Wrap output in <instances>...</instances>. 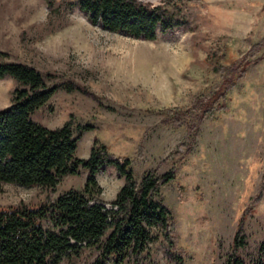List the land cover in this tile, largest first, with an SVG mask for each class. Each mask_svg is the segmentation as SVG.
<instances>
[{"label": "rangeland", "instance_id": "374dc122", "mask_svg": "<svg viewBox=\"0 0 264 264\" xmlns=\"http://www.w3.org/2000/svg\"><path fill=\"white\" fill-rule=\"evenodd\" d=\"M49 1L0 0V61L31 64L52 74V82H72L90 92L92 98L61 88L33 119L50 128L62 126L71 115L91 124L94 130L83 133L77 156H88L96 136L110 152L133 158L136 179L157 165L159 173L168 170L169 154L183 148L184 128L158 125V110L208 95L222 78L215 68L226 63L215 52L228 51L235 58L264 37V0H141L187 17L186 25L154 40L90 23L71 7L76 0H53V9ZM17 86L10 76L0 79V109L10 105ZM226 98L228 109L202 120L174 179L161 189L175 236L171 243L159 236L149 244L148 264H175L168 249L184 264H225L234 256L248 264L261 254L264 58ZM139 144L142 155L136 157ZM95 177L102 188L99 198L108 207L123 179L112 166ZM85 178L83 168L63 177L56 196L82 189ZM45 196L41 186H0V205L38 203ZM236 234L242 245L234 249ZM97 253L86 248L60 264H89Z\"/></svg>", "mask_w": 264, "mask_h": 264}, {"label": "trees", "instance_id": "16d2710c", "mask_svg": "<svg viewBox=\"0 0 264 264\" xmlns=\"http://www.w3.org/2000/svg\"><path fill=\"white\" fill-rule=\"evenodd\" d=\"M49 3L53 9V0ZM72 5L92 24L145 40L187 23L178 11L141 0H76ZM263 49L264 37L235 58L218 50L216 57L226 61L215 68L222 73L219 85L190 105L158 110V125L183 127L185 141L181 151L169 154L172 164L168 170L159 173L157 165L139 179L134 177L133 158L110 152L96 136L88 156H77L83 133L94 130L91 124L77 122L71 115L62 126L50 128L33 119L61 88L92 98L90 92L72 82H52V74L44 75L31 64L1 60L0 79L10 76L18 86L10 105L0 109V186H41L46 196L38 203L0 205V264H60L79 257L86 248L98 252L89 264H148L149 244L159 236L171 243L175 236L174 218L160 197L161 189L174 179L177 164L190 152L202 120L228 109L226 93L263 60ZM142 149L139 144L136 157ZM107 166L114 167L123 179L108 207L99 198L102 188L95 177ZM81 168L86 170L83 188L56 196L63 177L77 175ZM239 238L236 234L234 249L242 245ZM168 251L175 264H184ZM261 254L248 264H264ZM225 264L245 263L234 256Z\"/></svg>", "mask_w": 264, "mask_h": 264}]
</instances>
